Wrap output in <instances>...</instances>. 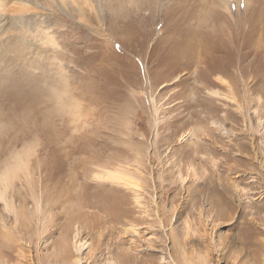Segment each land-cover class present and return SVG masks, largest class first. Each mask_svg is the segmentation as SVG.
I'll return each instance as SVG.
<instances>
[{
    "label": "rangeland",
    "instance_id": "374dc122",
    "mask_svg": "<svg viewBox=\"0 0 264 264\" xmlns=\"http://www.w3.org/2000/svg\"><path fill=\"white\" fill-rule=\"evenodd\" d=\"M16 1L55 46L0 57V170H30L0 264H72L76 230L81 264H264V0Z\"/></svg>",
    "mask_w": 264,
    "mask_h": 264
},
{
    "label": "bare ground",
    "instance_id": "6f19581e",
    "mask_svg": "<svg viewBox=\"0 0 264 264\" xmlns=\"http://www.w3.org/2000/svg\"><path fill=\"white\" fill-rule=\"evenodd\" d=\"M0 1H4V0H0ZM18 1H16L17 3H15L16 6H17V8H15V11H16V13H19V15H21L23 13H27V12L30 13V10L36 8V6L34 4H30L32 0L31 1L21 0L20 3H18ZM55 1L56 0H54V2ZM57 1L62 6H67L69 4H71V6H72L76 2H78L79 0H57ZM80 1L84 2L83 4H87L90 8H92L91 5L89 4L90 0H80ZM48 2H49V0H48ZM0 3H5V2H0ZM36 3H39V2H36ZM44 4H46V3H44ZM46 5L50 6L48 4H46ZM1 7H0V9H1ZM4 10L6 11V8ZM22 10H23V13H22ZM35 10H37V9H35ZM2 12L3 11H1V13ZM95 13L97 14L98 18H100L99 17V12L97 10H95ZM3 21L4 20L2 18H0V38H1L0 40H3L2 37H1L2 34H5V35L7 34V37L4 36L5 37L4 40L0 42V43H4V45L0 48V57H4V58L7 59V62H8L7 66L12 62V60H10L12 58L25 59L27 61L30 60V59H28V56L33 54V53H31V51H32L31 50L32 49L31 46H33V44L29 41V37H32V39L35 40V43H37L39 47L48 46V45L53 46V47L55 46L54 39L52 38V36L50 37L48 35L50 27L45 22H40V23L36 24L34 26V28L32 29L36 33L33 34V32L30 29H24L23 26L18 28L15 25L14 31H9V29H4V25H6V23L8 21L5 24L3 23ZM100 21H101V19H100ZM33 48H35V47H33ZM214 96H218V94L214 93ZM14 163H15L14 167L3 168V170H0V204L2 205L4 212L9 217L12 216L13 217L12 219H14V221L16 222L18 214H17V210H16V207H15V204H14V201H13V199H14V195H13L14 194V180H16L18 178V176H17L18 172H23V173H25V175H24L25 179H26L25 181H28V178L30 177V170H29V166H28V161L27 160L17 158V159H15ZM5 167H8V166H5ZM97 177L102 179V180H108V181L114 182L116 184H121V185H123L125 187H128L130 190H134V188L136 186L134 183H130L131 181H127V179L124 177L122 172H118V171H114V172L106 171V172H104L102 174L97 175ZM44 182L45 183L46 182L52 183L51 181H48L47 179H45ZM133 185H135V186H133ZM50 187L52 188V190L56 191L55 183L50 185ZM41 194H42V191H41ZM35 199H37V198H35ZM35 199H34L35 212L39 214V213H41V209H42L41 208V201L39 202V199H37V200H35ZM46 200H48V197H46ZM47 203H49V202H47ZM58 203L59 202H56L55 204L54 203L50 204L49 208L53 209V205H56ZM58 206H59V204H58ZM46 209L47 208H45V210ZM186 231H188V229ZM78 237H79L78 230H76L75 234L72 237V247L74 249V252L76 253V258L73 260L72 264H81V261H82V258H80V257H81V251L84 248V244L81 243L80 241H78L79 240ZM213 247L216 249L217 245H215ZM203 256H205V255H203ZM207 257H208V253H207V255L204 258H201L199 261L202 262L203 264H206L207 263L206 260H208ZM109 264H113V263L110 261Z\"/></svg>",
    "mask_w": 264,
    "mask_h": 264
},
{
    "label": "snow or ice",
    "instance_id": "6c2138e0",
    "mask_svg": "<svg viewBox=\"0 0 264 264\" xmlns=\"http://www.w3.org/2000/svg\"><path fill=\"white\" fill-rule=\"evenodd\" d=\"M133 186H135V185H133Z\"/></svg>",
    "mask_w": 264,
    "mask_h": 264
}]
</instances>
